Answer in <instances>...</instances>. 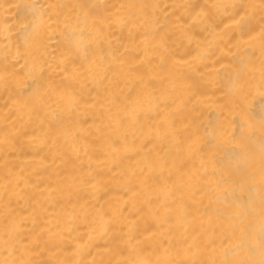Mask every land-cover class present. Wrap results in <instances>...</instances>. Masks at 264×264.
I'll list each match as a JSON object with an SVG mask.
<instances>
[{
  "label": "bare ground",
  "instance_id": "1",
  "mask_svg": "<svg viewBox=\"0 0 264 264\" xmlns=\"http://www.w3.org/2000/svg\"><path fill=\"white\" fill-rule=\"evenodd\" d=\"M30 2L56 7L25 46ZM261 7L0 0V260L20 258L4 252L13 226L35 264L248 259L237 237L253 207L259 231L264 106L242 93L260 81Z\"/></svg>",
  "mask_w": 264,
  "mask_h": 264
},
{
  "label": "snow or ice",
  "instance_id": "2",
  "mask_svg": "<svg viewBox=\"0 0 264 264\" xmlns=\"http://www.w3.org/2000/svg\"><path fill=\"white\" fill-rule=\"evenodd\" d=\"M261 14H260V36H261V47H260V56H261V75L259 84L249 83V90L242 93V101L246 102L249 91L255 89L258 93L261 105L264 106V0H261ZM55 5H40L36 3H27L22 5L24 9V22L22 25L21 38L25 44V46H29L32 41L40 34L42 29H46L50 22L52 21V16L47 12L48 8H55ZM78 7L84 8V5H79ZM218 9L220 8H228L235 7L229 5H217ZM59 13H57V16ZM95 13L88 12L85 13V20L88 18H93ZM245 17H247V13L245 12ZM251 25V18H247V24L241 25L239 30V35L237 39H244V29L245 27ZM92 27L97 31L98 35L102 34L103 24L96 20L92 19ZM254 30V29H253ZM66 40L69 42L76 41L77 47L81 46V42L77 41V38L73 35H67ZM104 41H100L103 43ZM109 46H111L109 44ZM84 47H88L85 45ZM248 53V49L245 50ZM262 127H264V120H262ZM242 149H247L248 153H250L253 149L250 145L241 144ZM245 153V154H248ZM259 153H260V198H259V231L256 232L254 230V220H255V208L246 209L241 213L242 218L246 221L242 227L239 228V236L237 247L245 250L244 246L247 244L246 254L249 257L245 260H230L224 261L223 264H264V134L260 137L259 143ZM245 193V186L238 185L237 189H234L231 193V197L233 203H235L238 207L241 206L242 197ZM12 240H5V248L4 252L9 256H18L20 258H6L4 260H0V264H35V262L27 259H23L26 254L32 251L30 248V241L26 236H24L15 226L11 229ZM255 242V244H253ZM158 247L163 248L164 255L167 256L171 251V241L168 238H165L160 242ZM190 249L184 250L185 255L187 251ZM144 250H142V253ZM177 254H180V250H177ZM259 255V259H255L254 257ZM148 255H151V251H147L145 254V258L140 259L134 264H218L216 261L210 260H200V259H156L152 260L147 258Z\"/></svg>",
  "mask_w": 264,
  "mask_h": 264
}]
</instances>
